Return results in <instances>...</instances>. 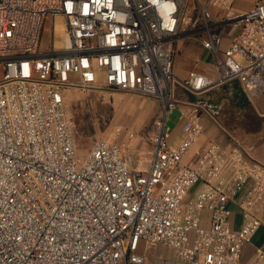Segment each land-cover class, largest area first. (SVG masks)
Returning a JSON list of instances; mask_svg holds the SVG:
<instances>
[{"label": "built area", "instance_id": "1", "mask_svg": "<svg viewBox=\"0 0 264 264\" xmlns=\"http://www.w3.org/2000/svg\"><path fill=\"white\" fill-rule=\"evenodd\" d=\"M238 1L0 0V264H144L142 242L173 249L182 264H244L262 225L264 164L228 133L227 147L212 141L191 155L202 111L216 120L211 90H264V1L242 12ZM47 19L50 51L41 50ZM183 37L212 54L214 78L175 74ZM101 86L160 102L147 170L129 168L128 129L80 154L65 92ZM179 86L202 97L181 100ZM180 105L174 146L167 120ZM248 264H264V249Z\"/></svg>", "mask_w": 264, "mask_h": 264}, {"label": "rangeland", "instance_id": "2", "mask_svg": "<svg viewBox=\"0 0 264 264\" xmlns=\"http://www.w3.org/2000/svg\"><path fill=\"white\" fill-rule=\"evenodd\" d=\"M204 2L205 0H201ZM245 0H241V2ZM248 1V0H246ZM54 24L47 19L42 33L41 50L50 51L54 41ZM201 43L192 38L183 37L178 41L177 51L174 57L175 67L193 69L198 60ZM209 60H213L212 57ZM242 61L241 59H238ZM3 68L0 65V77ZM101 84L105 83L103 75L98 77ZM177 96L181 100L198 99L202 96L191 94L188 90L178 87ZM65 103L70 117L76 143L80 154L86 156L97 139L110 140L117 129L131 130L137 137L144 138V149L149 152V136L152 133L154 122L162 112L160 102L151 97L137 93L107 90L104 87H96L87 90L69 89L65 92ZM182 122L180 106L176 107L168 116L167 126L171 134H174ZM184 137L181 132L176 136L174 146ZM130 159L140 162L144 156L130 150Z\"/></svg>", "mask_w": 264, "mask_h": 264}, {"label": "crops", "instance_id": "3", "mask_svg": "<svg viewBox=\"0 0 264 264\" xmlns=\"http://www.w3.org/2000/svg\"><path fill=\"white\" fill-rule=\"evenodd\" d=\"M262 1L264 0H245L244 2L239 0L234 9L238 12L246 11ZM211 57L212 54L201 46L198 60L193 65L194 68L187 70L180 64L175 67V74L180 78H185L190 71L195 70L214 78L216 74L212 66L213 60H209ZM207 99L209 107L213 111V116L218 122L202 111L201 118L204 132L197 145L192 149L191 155H195L212 141L227 147L229 145L228 136L231 134L242 139L248 148L250 156L264 164V90L260 94L247 95L237 82H230L223 86L215 87L207 94ZM196 100L193 98L188 101L194 102ZM180 108L182 109L183 106L180 105ZM192 109L194 108L192 107ZM183 124L182 118L181 124L172 134L175 140V137L183 132ZM150 137L151 134L149 136V152L144 149V138H139L137 135L134 141L125 149V155L131 170L143 171L149 168L153 154ZM109 141H113V138ZM131 149L140 156H144L145 151L148 153L147 156L142 157L141 161L137 163L130 159ZM261 218V227L252 237L251 242L243 248L242 262L244 264L252 261L256 248L264 249V211ZM236 221L239 222V216H236ZM140 252L145 256L144 264H182L176 260L174 250L166 246H151L142 242Z\"/></svg>", "mask_w": 264, "mask_h": 264}, {"label": "bare ground", "instance_id": "4", "mask_svg": "<svg viewBox=\"0 0 264 264\" xmlns=\"http://www.w3.org/2000/svg\"><path fill=\"white\" fill-rule=\"evenodd\" d=\"M56 46L62 47L67 44V37L65 36V24L62 18L56 20Z\"/></svg>", "mask_w": 264, "mask_h": 264}]
</instances>
